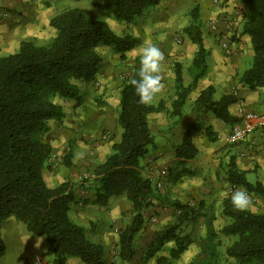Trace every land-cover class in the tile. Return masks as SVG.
<instances>
[{"label": "trees", "instance_id": "1", "mask_svg": "<svg viewBox=\"0 0 264 264\" xmlns=\"http://www.w3.org/2000/svg\"><path fill=\"white\" fill-rule=\"evenodd\" d=\"M110 14L119 21L128 23L140 16L159 0H100ZM246 18L241 33L250 37L252 60L237 77L249 89L264 86V0H243ZM197 6L190 11V22L183 32L196 49L189 67L190 83L183 84L181 66L172 64L174 98L171 101L173 124L183 117V105L190 89L206 71L207 49L204 46L201 22ZM49 25L54 29L52 38L44 44L22 40L14 52L0 56V257L5 253L1 236V224L14 217L24 224L28 233L43 237L46 248L42 255L46 264H65L67 258L76 257L86 264H101L103 247L85 236L84 228L70 217V210L89 198L77 193V189L90 191L93 200L106 204L111 197L124 195L129 201L132 215L118 233V257L131 260L136 254L135 236L145 222V210L154 200H164L175 208L185 205L176 200H167L156 191L150 178L141 169V161L149 147H155L154 135L148 124V115L164 109L162 101L156 105L138 102L130 81L138 78L139 61L121 84L116 123L121 129L120 137L111 146L104 160L92 169L89 176L76 182L64 180L50 187L44 180L43 168L51 153V146L41 138L47 121L63 115L61 106L52 100L77 98L78 82L95 78L100 55L98 45H107L120 53L131 50L138 40L131 34L114 31L106 21L94 19L79 7H70L53 15ZM214 87L202 89L191 103L192 111L211 112L224 123L232 124L238 118L230 113L229 106L237 101L233 93L214 98ZM193 125L182 133L178 144H173L174 155L179 163L194 159L198 149L193 141ZM210 141L215 135L206 127ZM72 148L63 155L68 165ZM246 171L237 167L230 157L227 180L231 186L244 188L264 202V184L249 181ZM162 198V199H161ZM221 214L226 218L220 229H215L212 218H205V241L202 246L205 256L200 264H218L220 239L218 235L231 237L224 247V254L237 264H264V213L234 209L231 196L222 199ZM194 217V215L192 216ZM171 232V231H170ZM173 246L169 257H160L159 262L169 264L178 259L186 249L185 236L170 233Z\"/></svg>", "mask_w": 264, "mask_h": 264}, {"label": "rangeland", "instance_id": "2", "mask_svg": "<svg viewBox=\"0 0 264 264\" xmlns=\"http://www.w3.org/2000/svg\"><path fill=\"white\" fill-rule=\"evenodd\" d=\"M15 1L0 0V56L16 51L19 42L22 40H29L35 44H44L49 41L53 36V30L49 24H43L45 18L70 7H79L87 16L106 21L116 32L132 35L131 31L140 30V25L143 24L142 18L139 17L128 23L116 20L100 0H30L31 7L34 6L37 10H40V15L38 19L35 18V22L23 18L27 12L25 8H23L24 11H21L22 9L15 5ZM191 9L192 5L183 16L179 17L181 22H176L175 25L177 27L174 31H170L171 41L175 45H181L183 37L187 36L183 32L182 27L189 22ZM238 14L246 18L247 12H244L242 8L239 9ZM151 20L152 18H149V21ZM182 20H184V23ZM216 23V17L209 18L206 22L201 23L202 33L206 34L205 31L208 28L209 33H216L217 35L220 30ZM146 26L143 27L145 28ZM205 26L206 28L203 30ZM162 30L166 31L164 23ZM147 33L149 34V31ZM147 33L146 30L142 31L143 35ZM218 36V42L224 55L233 56V54H227L222 46V39L226 38L232 47V42H234L232 34L228 31H221ZM137 45L138 42L134 48H137ZM98 47H103L101 48L103 49L102 53H105L102 66L114 65V69L119 72L118 75L121 81L132 72L136 61L140 63V55L133 50L126 53L125 59H121L116 58L119 56H116L113 47L107 45H99ZM168 58H170V55L166 57L167 60L165 59L162 76L163 83L169 85V88L165 86L164 90L157 94L152 102L153 105H156L162 101L164 105L162 111L153 112L150 117V125L154 130V133H151L154 135L156 143L155 147H149L147 156L141 161V169L143 174L150 178L160 195L170 201H179L185 205V208H175L164 200H154L153 205L145 210V222L135 236L134 242L137 249L135 256L129 261H122L118 257V233L128 223L132 215L131 205L125 196L111 197L106 204H85L80 202L74 205L70 210L72 220L84 228L87 239L99 243L103 247L101 264H150L153 258L155 259V264H165L160 263L159 258L169 257V249L173 246V241L168 239L170 233L183 235L189 242L180 257L169 264H200L205 256L202 246L206 232L205 218L210 216L215 229H220L226 222V218L221 214L222 199L227 195L231 196L234 190H245L242 187L231 186L226 175L230 157H233L234 161H236V156L230 153L233 147L241 141L227 143L224 139L226 134L217 135L218 132L213 130L215 140L210 141L205 130L207 126L212 129L208 121L195 122L193 124L195 131L193 141L197 146L198 155L184 163H179L175 157L172 145L177 142V137L180 136L173 131L175 117L170 113L171 100L174 98L172 64L175 61ZM208 72L209 77H211L210 62ZM240 74L236 73L235 78L237 79ZM94 87H97L94 80L82 84L83 93L80 99L52 98L54 102L62 107L64 113L59 119L56 118L57 120L54 118L52 121L50 119L47 121V128L41 134V138L49 144L54 141L53 143L56 144L59 151L58 154L50 153L46 161V168L49 171L58 168V174L60 175L62 174L60 171L67 172L65 180L78 181L82 177L89 176L91 169L97 163L93 164L94 162L91 161L88 163L91 158L87 156L89 153L86 150L87 143L93 144L98 141V138L100 140L111 139V133L107 130L104 131V129H101L98 137L90 136L89 134H87L86 138L84 137L86 134L84 132L88 131L89 126L95 125V119L89 120L92 115H95L96 111L94 108L96 106L85 95L90 90L92 92ZM95 104L97 105V103ZM185 109L187 110L188 108ZM163 121L164 125L161 127ZM88 122L92 123L88 124ZM229 125H226V127H231ZM69 147L72 148V156L68 165H66L63 161V155ZM80 154H82L83 158H80ZM84 161L87 164L80 171L77 169L80 165L78 166L77 164H83ZM252 167L256 178H264V170L261 173L258 171L257 166L252 164ZM69 175H73V179ZM88 192L77 189V193L84 197H87ZM249 195L252 198V204L248 210L264 213V202L262 199L252 193H249ZM91 207L93 208L91 209ZM193 215L194 217H192ZM218 238L220 239L218 264H237L232 258L224 254V247L231 242L232 238L223 235H218ZM17 248H15V252ZM8 250H10L9 246ZM42 253H37L31 260H28V258L21 259L16 264H46L48 259ZM67 263L86 264L76 257L70 258L65 264ZM1 264L12 263L6 259Z\"/></svg>", "mask_w": 264, "mask_h": 264}, {"label": "crops", "instance_id": "3", "mask_svg": "<svg viewBox=\"0 0 264 264\" xmlns=\"http://www.w3.org/2000/svg\"><path fill=\"white\" fill-rule=\"evenodd\" d=\"M29 1L30 0H16L15 5L22 9L21 11H24L23 8H25L27 13L23 18L36 22V19H38L40 15V10H37V8L34 6L31 7ZM191 5L192 7L197 6L199 21L201 23L206 22L209 18L216 17V26H218L220 30L219 33L221 31H228L230 34H232L234 39V42H232V48L235 53L233 56H225L221 49V45L218 42L219 33L217 35L216 33H209L208 28H206V26L204 27L203 30L206 28V34L202 33V38L204 46L208 51L206 56L207 71H205L203 76L198 78L187 95L185 104L183 105L184 115L181 119L176 121L173 127L174 133H176V135H180L177 137V142H175V144L180 142L182 132L195 122L199 123L202 121H208L212 126V130L218 132L217 135H225L229 131L230 127H226V125L229 124L222 122L211 112L192 111L190 108V104L197 97L199 92L208 85H212L215 89L214 98H218L221 94L230 92L236 96L237 101L229 106V111L237 118H239V109L244 111L264 113V86L255 90H251L235 78L236 73H242V71L249 67L253 54L250 37L247 34L241 33L242 23L244 22L245 18L241 16V14H238V12L239 9L242 8L243 11L246 12V7L243 0H224L222 4L218 5L213 3L211 0H159L158 4L148 7L140 16H138L139 18H142L141 20L143 21L144 25H140V30L136 29L131 31L132 35L138 40V47H133L131 51L133 50L139 54L140 47L143 46L146 41L158 45L166 57L170 55V58L168 59L180 64L183 84H189L191 79L188 70L191 66L196 47L187 36L183 37L181 45H175L171 41L170 31H174V29L177 27L175 25L176 22H181L179 17L183 16L186 10L188 11L189 7H191ZM52 16L53 15L47 16L45 18V22L43 20V24H49V20ZM149 18H152V20L149 21ZM182 22L184 23V20H182ZM189 22L184 24L182 29L188 25ZM163 23L166 27V31L162 30ZM145 25L147 26L144 28L143 26ZM52 30L54 35L55 31L53 28ZM143 30H146V33L149 31V34L147 33L148 36L147 34H142ZM160 36L166 37L163 43H161L159 39ZM98 46L95 48V51L100 55L101 62L94 78V82L97 84V87H94L92 92L90 90L85 94L91 99V101L94 102V105L96 106V108H94L96 113L94 111L95 115H92L91 119L89 120L92 121V119H95V125L89 126L88 131L84 132L86 133L84 137L86 138L88 136L87 134L98 137L100 135L99 133L101 129H104V131L107 130L111 133V139L100 140L98 138V141L93 144L87 143L88 146L86 145V150L89 152L87 156L91 158V160H88V163L91 161L94 162L93 164L102 162L106 155L111 151L112 144L117 142L120 137V128L116 123V118L119 108V91L122 81L119 78L118 70L114 69V65L102 66L105 53H102L103 49L101 48L103 47ZM127 52H125V55ZM115 54L116 56H119L116 58H120L119 52L115 51ZM209 62L211 63V77H209L208 74ZM84 83L85 82L82 81L77 83L80 87L79 97H77L78 99L82 97V84ZM165 86L169 88V85L166 84ZM95 103H97L98 106ZM184 108L188 109L184 110ZM62 111L64 113L63 109ZM152 115L153 113L148 115V124L151 132L154 131L150 125V117ZM53 119L54 118H51L50 120L52 121ZM91 123L92 122H88V124ZM163 123L164 121L161 123V127H163ZM232 124L229 126H232ZM194 132L195 131L193 129V135ZM53 142L50 144L51 154H58V148ZM230 154L236 156L235 163L237 167L246 171L245 175L249 181L258 180L264 184V178H256L254 171H252V164L258 167L259 172L263 173L264 170V129H256L249 133L244 140L233 147ZM84 163H78L77 165L80 166L77 169L80 171L81 169H84L85 165L87 164ZM46 166L47 164L45 163L43 168V177L48 186L54 187L66 179L67 172L60 171L62 173L60 175L58 174V168L49 171ZM69 177L73 179V175H69ZM90 193L91 192L89 191L87 194L89 200L85 204L96 203ZM92 208L93 207H91V209ZM1 233L3 234L2 238L5 245V254L1 257L0 264L6 261V259L10 260L12 264L19 263L21 259L25 258L31 260L34 255L43 252L46 248V242L43 237H36L29 234L24 224L16 220L14 217H8L2 222ZM8 246L10 250H8ZM16 247H18L16 249L17 253L15 252ZM16 256H18V258H16ZM70 258L74 257L67 258L66 262H68Z\"/></svg>", "mask_w": 264, "mask_h": 264}, {"label": "clouds", "instance_id": "4", "mask_svg": "<svg viewBox=\"0 0 264 264\" xmlns=\"http://www.w3.org/2000/svg\"><path fill=\"white\" fill-rule=\"evenodd\" d=\"M159 39L163 43L166 37L160 36ZM139 55L138 78L132 79L130 85L139 97L138 102L142 105H150L157 94L165 88L162 76L165 56L158 45L147 41L140 47ZM80 158H83L82 154H80ZM231 202L235 210L245 211L252 204V198L247 191L237 189L231 194ZM150 264H155L154 258L150 261Z\"/></svg>", "mask_w": 264, "mask_h": 264}, {"label": "built area", "instance_id": "5", "mask_svg": "<svg viewBox=\"0 0 264 264\" xmlns=\"http://www.w3.org/2000/svg\"><path fill=\"white\" fill-rule=\"evenodd\" d=\"M213 3L222 4L224 0H212ZM222 46L227 54H234L235 51L226 40L222 39ZM165 56V54H164ZM166 59V56H165ZM238 121L230 127L229 131L224 136L225 142L237 143L245 139V137L256 129H264V113L244 111L239 109ZM165 169V167H164ZM163 169V170H164Z\"/></svg>", "mask_w": 264, "mask_h": 264}]
</instances>
